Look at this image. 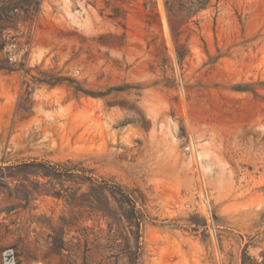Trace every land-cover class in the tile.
<instances>
[{"label":"rangeland","instance_id":"obj_1","mask_svg":"<svg viewBox=\"0 0 264 264\" xmlns=\"http://www.w3.org/2000/svg\"><path fill=\"white\" fill-rule=\"evenodd\" d=\"M12 34L75 82L0 71V264L264 263V0H41Z\"/></svg>","mask_w":264,"mask_h":264},{"label":"trees","instance_id":"obj_2","mask_svg":"<svg viewBox=\"0 0 264 264\" xmlns=\"http://www.w3.org/2000/svg\"><path fill=\"white\" fill-rule=\"evenodd\" d=\"M176 0H168L175 3ZM211 0H197L199 8L206 7ZM41 0H0V71L5 70L9 72L24 71L25 75L30 74L32 79L38 83H45L48 85H60L64 80L68 79L71 83L74 79L62 77L54 72L38 71V76L31 74L32 68H28L24 61H13L10 57V52L6 51L8 45H14L19 36L12 34V31H20V25H26L33 15L37 12ZM173 9L169 7V10ZM77 92L85 94L90 93L79 85L75 86ZM118 219L112 217L109 222L110 229H113L118 224ZM139 246L136 250L129 249L126 251L129 256L130 264H138ZM258 264V263H257ZM264 264V263H262Z\"/></svg>","mask_w":264,"mask_h":264},{"label":"built area","instance_id":"obj_3","mask_svg":"<svg viewBox=\"0 0 264 264\" xmlns=\"http://www.w3.org/2000/svg\"><path fill=\"white\" fill-rule=\"evenodd\" d=\"M17 254L14 248H7L2 254V264H17Z\"/></svg>","mask_w":264,"mask_h":264}]
</instances>
